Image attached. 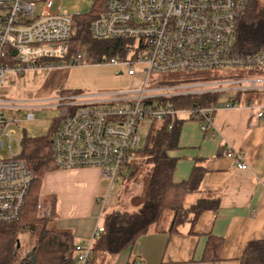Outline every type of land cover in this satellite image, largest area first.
Listing matches in <instances>:
<instances>
[{"label": "built area", "instance_id": "2783aa9c", "mask_svg": "<svg viewBox=\"0 0 264 264\" xmlns=\"http://www.w3.org/2000/svg\"><path fill=\"white\" fill-rule=\"evenodd\" d=\"M54 1L0 0V90L8 73L95 64L120 69V75L137 86L67 91L52 102L0 96V150L3 138L11 142V126L34 119L33 112L25 119L16 114L33 110L35 104L61 108V121L51 138L57 170L98 168L111 186L132 160L142 139L139 126L147 119H168L172 130L186 116L200 122L202 131L211 136L221 110L249 108L259 121L264 120V76L257 74L264 71V49L244 54L237 46L238 27L253 0H101L100 10L92 15L91 37L121 41L124 47L100 62H90L84 53L72 56L76 18L81 15L52 13ZM37 4H42L39 15ZM224 95L230 97L206 107L183 110L172 104L182 98ZM227 156L239 170L248 169L242 153L231 150ZM32 184L33 176L20 154L0 158V227L24 221ZM45 205L39 203L37 209L48 219L54 210ZM98 221L91 238L75 246L74 264L91 262L95 243L105 232Z\"/></svg>", "mask_w": 264, "mask_h": 264}, {"label": "crops", "instance_id": "0c3cea01", "mask_svg": "<svg viewBox=\"0 0 264 264\" xmlns=\"http://www.w3.org/2000/svg\"><path fill=\"white\" fill-rule=\"evenodd\" d=\"M181 121V152L174 155L176 182L187 181L197 160L206 170L199 193L188 196L186 205L202 197L218 199L220 207L204 211L193 225L187 222L176 231H171L169 217L161 229L157 226L142 236L132 249L120 256L95 255L89 264H241L247 246L264 241V120L259 121L249 108L221 110L214 118L213 136L203 132L198 121L188 117ZM231 150L243 154L247 170H239L227 156ZM45 180L41 201L54 205L45 235L58 239L53 238L40 253L34 241L29 247L36 259L32 264H74L75 246L91 238L99 216L103 221L104 211H137L145 192L139 197L128 194L120 199V195L103 209L98 204L105 195L100 169L55 170ZM211 236L224 242L218 261L204 259Z\"/></svg>", "mask_w": 264, "mask_h": 264}, {"label": "trees", "instance_id": "16d2710c", "mask_svg": "<svg viewBox=\"0 0 264 264\" xmlns=\"http://www.w3.org/2000/svg\"><path fill=\"white\" fill-rule=\"evenodd\" d=\"M252 2L254 3H251L247 9L237 32V46L239 51L244 54L255 53L264 49V0H253ZM92 20V16H90L77 21V31L72 38V56L83 53L84 44L93 40L90 34ZM73 41H77L74 46ZM98 47L100 52L105 51L111 55L110 58L112 59L122 51L124 43L111 41L108 45ZM221 100L220 96L188 97L182 98L178 102L172 101V104H175L174 108L184 110L211 106ZM245 100L250 101V98H244L243 101ZM153 122L145 147L141 151L139 150L137 160L132 162V159L127 164L130 174L125 176L134 178L141 169L139 163H142V167L148 166L149 173L146 177L147 184H145L143 203L137 211L132 213L104 214L105 232L95 243L93 258L95 255L120 256L123 252L132 249L142 236L147 235L162 223L166 214L172 220L171 231H176L180 225L187 222L193 225L204 211H216L220 207L218 199L202 197L187 207V197L199 193L206 170L198 164L197 160V164L187 181L177 183L175 173L178 158L173 156V153L180 149L183 121L177 122L172 130L168 129L170 125L168 119ZM58 125L59 123L52 129L48 138L30 139L25 137L22 141L20 158L30 170L33 176V184L24 221L18 226L0 227V264L17 263V255L20 250L17 248V237L20 232L34 230V233L38 235L34 241L35 246L39 247V253L46 250L48 243H51L53 238L58 239L57 237L49 238L45 235L49 220L46 219L47 221H45L37 209V202L42 200L41 188L46 174L57 170L52 157L51 138ZM51 202L53 203V201ZM38 222L41 223L38 224ZM223 244V239L211 236L206 252H204V259L209 261L220 260ZM57 249L59 251L60 248ZM28 261L25 264H32L33 262L32 259ZM62 264L67 263L63 262ZM241 264H264V241L250 243L245 250Z\"/></svg>", "mask_w": 264, "mask_h": 264}, {"label": "rangeland", "instance_id": "374dc122", "mask_svg": "<svg viewBox=\"0 0 264 264\" xmlns=\"http://www.w3.org/2000/svg\"><path fill=\"white\" fill-rule=\"evenodd\" d=\"M101 3V0H55L51 12L54 14L59 12H67L70 16L80 14L81 16L76 18V20L79 21L82 19H86L92 16L94 13L98 12L101 8ZM59 7L60 9L58 10ZM35 8L36 14L39 15L42 12V4H37ZM76 42L77 41H73V46L76 44ZM110 42L111 41L91 40L90 43L86 42L84 44L82 52L87 58L90 59V62H100L99 60L108 61L111 55L106 53L105 51L100 52L98 46L108 45ZM95 48L96 50H94ZM97 51H99L100 53H98ZM255 74V72L252 73V75ZM257 74L264 76V71L258 72ZM6 79L7 82L5 86L2 88V90H0V96L33 102L43 100L52 102L54 99L60 97L67 91L102 92L137 86L136 84L131 85L132 80L127 75H120V69L101 64L66 69L56 68L51 70H36L26 72L24 75L8 73ZM62 90L66 91L63 92ZM228 97H230V95H224L222 100L225 101L228 99ZM250 97L252 96L250 95ZM253 97L255 98V100L260 101V99H258L256 96ZM45 104H47V102H45L44 105ZM34 106H36V108H34L33 110L29 109L16 114V116L20 117L21 119H25L26 114L33 112L34 119L33 121H21L18 126H11V128L9 129L10 131H13L11 142L8 137L2 139L4 147L2 150H0L1 159L4 160L9 159L13 156H18L21 153L22 141L25 137L30 139L48 138L52 129L61 121V108L42 107L41 104H35ZM183 118L186 119V116H183ZM152 124H154V122L149 119L140 124L139 134L141 135L142 139L135 150V152L137 153H135L132 157V162L137 160L139 156V150L141 151L145 147V142L147 140ZM10 145L11 148H9ZM178 151L179 150L175 151L173 153V156L181 152ZM138 165L141 169L136 173V176L134 178L125 177L129 176L130 174L129 168L126 166L123 170V174L125 176L123 177V175H119L117 177V183L115 182L110 186L109 180H105L103 185V187L105 188V195L102 198V200L105 201V205H103V203H98L100 206H102L103 209H106L108 207L106 204L108 201H112L113 199L117 200L116 197L118 193H120L121 195L120 199L123 197V195L128 194H133L132 196H138L142 192V190L146 188V177L149 173V168L148 166L142 167V163H139ZM44 181H46L45 178L43 182ZM138 197H136L135 199H137ZM39 203L46 204L45 206L47 207L52 206L54 210L53 203L38 201L37 206ZM129 204L131 205L132 202H130ZM104 212L107 213V211ZM108 212H113V210L109 209ZM53 216H51V218H48L47 220H52L54 218ZM99 218L100 224H103L101 215L99 216ZM167 219L168 214L163 217L162 223L159 225V229H161L165 225L164 222ZM47 220L45 219V221ZM45 221H43V224H45ZM39 223L41 222H38V224ZM17 238L20 244L19 255H22V252L28 253V251H30L29 247L33 243V241L38 238V235L34 233V230H29L20 232ZM15 264L20 263L17 262Z\"/></svg>", "mask_w": 264, "mask_h": 264}, {"label": "flooded vegetation", "instance_id": "af4514ba", "mask_svg": "<svg viewBox=\"0 0 264 264\" xmlns=\"http://www.w3.org/2000/svg\"><path fill=\"white\" fill-rule=\"evenodd\" d=\"M32 253L28 251V253L22 252V255H17V262L20 264H25L28 263L31 258H32Z\"/></svg>", "mask_w": 264, "mask_h": 264}, {"label": "water", "instance_id": "95a60500", "mask_svg": "<svg viewBox=\"0 0 264 264\" xmlns=\"http://www.w3.org/2000/svg\"><path fill=\"white\" fill-rule=\"evenodd\" d=\"M17 243H18V245H17V248H18V249H20V244H19V241H18ZM31 259H32L33 263H35V262H36V260H35V257H34V256H33Z\"/></svg>", "mask_w": 264, "mask_h": 264}]
</instances>
